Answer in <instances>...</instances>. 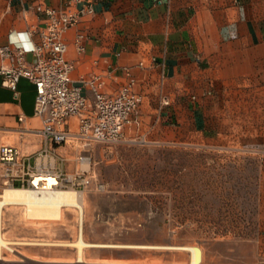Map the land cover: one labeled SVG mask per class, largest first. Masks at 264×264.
Wrapping results in <instances>:
<instances>
[{"label": "crops", "instance_id": "crops-1", "mask_svg": "<svg viewBox=\"0 0 264 264\" xmlns=\"http://www.w3.org/2000/svg\"><path fill=\"white\" fill-rule=\"evenodd\" d=\"M72 1L0 0V45L19 46L27 32L37 43L45 17L36 7L62 9ZM94 7L66 34L67 58L75 63V82L101 74L107 93L132 84L143 96L140 124L126 130L127 140L219 145L229 139L264 155V16L257 10L264 0H95ZM79 33L86 37L82 54L74 46ZM26 59L36 62L32 53ZM2 80L0 149L16 147L31 165H77L68 146L38 133L35 85L22 78L9 89Z\"/></svg>", "mask_w": 264, "mask_h": 264}, {"label": "rangeland", "instance_id": "rangeland-1", "mask_svg": "<svg viewBox=\"0 0 264 264\" xmlns=\"http://www.w3.org/2000/svg\"><path fill=\"white\" fill-rule=\"evenodd\" d=\"M257 10L264 16V7ZM72 145L69 159L75 161L81 150ZM89 155L91 165L79 167L91 181L81 189L83 211L70 207L62 219H34L23 206L3 208L0 229L10 244L0 264H80L72 246L80 232L93 244L195 246L201 264H264L262 153L229 139L219 145L136 140L94 144ZM59 164L70 175L77 167ZM98 184L105 190L97 191ZM7 187L0 179V194ZM190 260L181 250L86 247L81 264Z\"/></svg>", "mask_w": 264, "mask_h": 264}, {"label": "built area", "instance_id": "built-area-1", "mask_svg": "<svg viewBox=\"0 0 264 264\" xmlns=\"http://www.w3.org/2000/svg\"><path fill=\"white\" fill-rule=\"evenodd\" d=\"M79 4L82 6L78 7ZM94 4L95 0H73L62 9L39 5L36 11L45 17L44 25L36 31L39 41L31 42L33 33L27 32L19 46L0 45L2 85L15 89L20 79L26 78L36 87L35 114L43 124L38 133L56 147L73 144L81 150L75 159V172L70 175L54 164L49 167L31 165L16 147L4 145L0 149V179L5 186L45 190L44 181H37V175L51 173L58 182L54 187L72 188L81 193L82 188L91 184L88 172L79 168L91 165L89 148L94 144L131 141L125 137L126 130L140 124L138 118L144 98L134 91L132 84L109 94L105 91L104 75H83L76 82L72 78L75 63L67 58L69 46L65 36L84 17L95 14ZM74 46L80 54L84 53L85 35L77 34ZM29 53L35 55V63L27 61ZM85 91H89L92 98ZM96 188L104 191L105 185L98 184Z\"/></svg>", "mask_w": 264, "mask_h": 264}, {"label": "bare ground", "instance_id": "bare-ground-1", "mask_svg": "<svg viewBox=\"0 0 264 264\" xmlns=\"http://www.w3.org/2000/svg\"><path fill=\"white\" fill-rule=\"evenodd\" d=\"M37 181H44L46 187L45 190H34L15 186H9L4 189L3 193L0 194V226H2L3 208L7 205L25 207L27 217L34 219H62L63 214L66 211L65 209L70 207H78L80 211H83L85 203L84 195L72 188L59 189L54 187L58 182L53 174L40 173L37 175ZM81 219L83 220V218ZM9 244V241L4 238L0 229V259H2L1 253L3 248H9ZM73 245L78 248L79 258L76 263L80 264L84 263V250L86 247L172 249L189 252L191 258L189 264H201L203 259L201 249L195 246L93 244L86 242L81 232L78 240L72 244V246Z\"/></svg>", "mask_w": 264, "mask_h": 264}]
</instances>
